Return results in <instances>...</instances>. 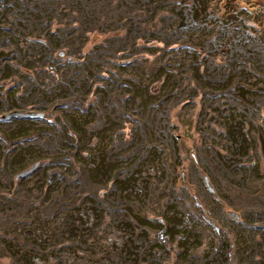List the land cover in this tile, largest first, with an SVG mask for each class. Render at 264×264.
<instances>
[{"label":"rangeland","instance_id":"rangeland-1","mask_svg":"<svg viewBox=\"0 0 264 264\" xmlns=\"http://www.w3.org/2000/svg\"><path fill=\"white\" fill-rule=\"evenodd\" d=\"M0 264H264V0H0Z\"/></svg>","mask_w":264,"mask_h":264},{"label":"water","instance_id":"water-1","mask_svg":"<svg viewBox=\"0 0 264 264\" xmlns=\"http://www.w3.org/2000/svg\"><path fill=\"white\" fill-rule=\"evenodd\" d=\"M30 172V170H27V171H25V172H21V173H19L17 176V178H21V177H24V176H26L28 173Z\"/></svg>","mask_w":264,"mask_h":264}]
</instances>
